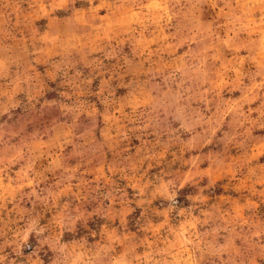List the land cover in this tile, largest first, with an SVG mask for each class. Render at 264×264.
<instances>
[{"label":"rangeland","instance_id":"374dc122","mask_svg":"<svg viewBox=\"0 0 264 264\" xmlns=\"http://www.w3.org/2000/svg\"><path fill=\"white\" fill-rule=\"evenodd\" d=\"M0 264H264V0H0Z\"/></svg>","mask_w":264,"mask_h":264}]
</instances>
